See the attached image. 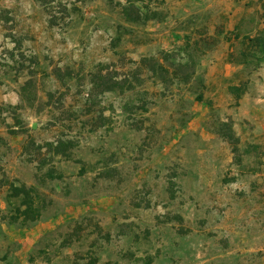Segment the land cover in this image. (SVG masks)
Masks as SVG:
<instances>
[{"label": "rangeland", "instance_id": "obj_1", "mask_svg": "<svg viewBox=\"0 0 264 264\" xmlns=\"http://www.w3.org/2000/svg\"><path fill=\"white\" fill-rule=\"evenodd\" d=\"M134 1L0 0V264H264V0Z\"/></svg>", "mask_w": 264, "mask_h": 264}, {"label": "trees", "instance_id": "obj_2", "mask_svg": "<svg viewBox=\"0 0 264 264\" xmlns=\"http://www.w3.org/2000/svg\"><path fill=\"white\" fill-rule=\"evenodd\" d=\"M142 10L143 8L141 6H138L137 2L134 0H126V3L123 4V12L126 15V17L131 21L137 19L132 16L133 13L136 15L135 17L140 18L141 15L143 14ZM237 142H238L237 140H234V143H236L235 144L236 146L234 147L235 149L234 151H238ZM25 191H26L25 186H12V193L14 192L13 196H21L23 193H26V197L24 198L23 203L24 205H28V206H26L24 211L26 213H29V211L32 209V201L29 200L30 199V196L28 195L29 193ZM18 209L20 210L21 208L19 207Z\"/></svg>", "mask_w": 264, "mask_h": 264}]
</instances>
